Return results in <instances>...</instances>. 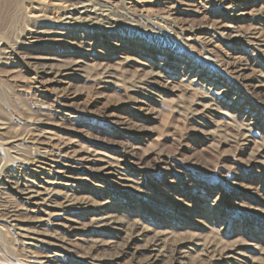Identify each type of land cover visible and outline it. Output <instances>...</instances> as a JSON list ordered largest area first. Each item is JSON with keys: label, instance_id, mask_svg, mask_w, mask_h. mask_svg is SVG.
<instances>
[{"label": "rangeland", "instance_id": "obj_1", "mask_svg": "<svg viewBox=\"0 0 264 264\" xmlns=\"http://www.w3.org/2000/svg\"><path fill=\"white\" fill-rule=\"evenodd\" d=\"M106 1L120 21L113 32L96 24L90 29L93 39L83 35L77 49L43 47L39 52L61 64L81 61L80 70L61 83L42 86L33 79L34 67H26L21 56L0 52V264H33L15 228L17 223L7 221L17 211L20 224L35 228L33 214L7 187L11 182L34 180L20 172L22 166L55 159L53 149L99 162L86 164L85 169L76 166L70 172L75 177L70 180L74 194L84 197L91 211L77 225L80 239L70 237L63 244L71 251L63 253L71 264H94L82 257L85 248L97 242V253L106 256L103 263L137 264L130 254L115 263L125 234L124 239L115 238L90 220L99 215L104 202L110 203L113 213L118 211L132 233L140 225L164 231L170 237L168 243L179 244L169 249L186 255L189 264H221L211 260L216 254H210L208 246L239 249L243 256L234 264H258L264 258V0H226L239 7L242 13L237 18L220 8L223 0H125L126 6L120 0ZM24 23L22 16L12 17L0 36L8 45L21 43ZM220 23L257 28L260 37L254 44L222 38L216 31ZM108 33L124 45L122 55L99 52L92 46L91 41L100 44ZM208 40L214 45L210 60L201 46ZM138 45L148 49L143 51ZM166 58L170 60L165 62ZM221 63L244 68L241 78L231 82L245 91L248 107L260 115L259 127L248 142H243L240 134L244 131L236 130L233 119L248 122L254 115L246 118L248 108L239 110L241 104L219 105L221 110L213 107L205 115L192 113L196 100L202 96L212 100L215 95H208L207 84L190 85L183 67L191 64L200 73L214 74L211 82H216L219 77L228 78ZM151 72L160 75L159 82L142 85ZM61 112L73 118H63ZM223 113L232 119H225ZM42 143H48V149ZM98 165H108L112 174L100 177L95 172ZM101 179L104 183H99ZM40 231L61 237L66 230L51 226L50 231L45 227ZM150 234L140 245L152 239ZM105 241L112 244L102 245ZM50 249L37 251L57 250ZM167 261L163 258L159 264Z\"/></svg>", "mask_w": 264, "mask_h": 264}, {"label": "bare ground", "instance_id": "obj_2", "mask_svg": "<svg viewBox=\"0 0 264 264\" xmlns=\"http://www.w3.org/2000/svg\"><path fill=\"white\" fill-rule=\"evenodd\" d=\"M118 2L123 3L124 5L127 4L125 3V0H120ZM110 5L111 3L107 2L106 0H0V32H3L6 29L12 17L14 19L18 15L22 16L24 19V27L26 32L23 36L24 40L21 43H10L9 45L4 41V38L0 36V52H6L9 57L21 56L20 61L25 64L26 67H34L33 69H35V76L33 79L39 82V84L42 86L53 82L61 83L65 79L69 78L73 73L80 70L82 67L81 61L75 59L61 64L54 56L42 55V53L39 52H41L43 47H60L64 49L70 48L73 50L77 49L79 46V38H83V35H88V38H92V36L89 37V34L91 33L90 29L93 26V28H95L96 24H101L103 28H106L108 32H111L112 29H114V26L118 25V22L120 21H118L117 15L114 14ZM223 7L231 14V18H237V14L242 13L239 10V7L234 5L233 1L223 0L220 2V8ZM102 30L103 29L100 28V31ZM216 31L222 38L227 37L230 39H245V42L247 40L251 44H254L255 40L260 37V35L257 36V28L253 27L251 29H243L242 27L236 26L235 24L220 23L217 25ZM105 36L108 37H103V42L100 44H95V42L91 41L93 44L92 46L98 48L99 52H105L107 54L113 53L114 56L122 55V52H124V45L122 46V42H114V38H109V33ZM17 38H19V36H17ZM212 43L213 42L208 40L201 44L202 52L204 55H206V59L208 60L213 58L214 45ZM112 46H116V50L113 52L111 50ZM136 48H140L141 50L145 48L148 49L147 46L143 45H138ZM93 49L94 48H92V50ZM114 56L110 57L114 58ZM169 60V58H166L165 62H168ZM221 64L222 67H225L224 63ZM228 64H225L227 66L225 67V72L227 73V77L229 78L230 82L226 77H219L216 82H211L212 79H215L213 78L214 74L208 73L209 75H207L206 72L200 73L198 72V69L196 67L194 68L191 64H186L183 67V75L186 80H190V85L207 84L210 87L207 89L208 95H212V93L213 96L215 95L214 99L212 100H209V96H202L201 99L196 100L194 103V108L192 109V113H196L197 116L205 115V113H207L208 110L212 109L213 107H217L219 110H221L219 105L223 106L229 103L233 107L234 105L241 104V107L243 108L240 107L239 110L244 109L246 111L248 108L246 118H248L250 115H254L251 120H248V122H246L247 120L238 122L237 120L233 119L237 124L235 125L236 130L239 132L244 131L242 132L243 134H240L244 140L243 142H248V139L252 138V135L255 132L254 128L259 127L260 115L256 114V111H254L251 107H248L249 105L247 103V99L243 96L245 91H243L242 88L240 89L237 87L235 81L231 82L237 77L241 78L240 76L242 75L244 68L239 66V64H233L231 66ZM107 70L104 72V74H107ZM158 75L154 72L147 73L144 76V80L141 81V84L146 86L147 84L158 83ZM245 79L247 78L245 77ZM243 98L245 101H243ZM61 114L63 115V118H73V116L67 113L61 112ZM223 114H225V119L231 118L227 113ZM76 120L78 121L79 118H76ZM1 123L0 131L3 130ZM9 142L12 141L10 140ZM46 144L42 143L41 146H44L43 149L47 148L48 145ZM54 150L56 151L55 159L44 158L41 160V162H38V164L36 163V165L34 163H25L22 166V170L20 172H22L24 175L32 177L34 180L28 179V181L24 183L11 182V184H13L11 185L12 187L10 185L7 187L10 189V193L22 200L24 202L23 204L27 206V210L33 214L32 216L34 218L33 222L35 223V228H28L20 224L22 221L19 222L16 215L17 211H12L9 219L7 220L17 223L15 224V228H17L19 233H21V238L23 239L21 243L25 246L29 260L33 261V264H58L60 263L59 261H62L63 264H71L68 262V258H65L63 254L65 252L70 253L71 251L68 248H64L63 244L66 245L67 240L70 239V237H74L76 240L80 239V237H78L77 230L79 229L77 225L80 224L81 218L88 217V213L91 212L88 208L89 204H86L84 201L85 198L78 197L74 194L75 190L72 189L73 185L71 184L70 180H73L75 177L73 178L70 172L76 166H79L80 169H85L87 168L84 166L86 164L94 165L93 163L96 162L99 164L98 160L90 159L88 157L78 158L77 154H70V152L65 155V153L63 154L61 150L57 151L56 149H53L52 152H54ZM45 152H47V150ZM257 156L259 157V155ZM97 171H99L100 177L112 174L108 165H98V169H96L95 172ZM101 180L102 181L99 183H104L105 179ZM102 206L103 207L101 210H98L99 215L96 214V218L90 219L93 224L101 229L107 228L115 238L124 239L122 234H125V244L123 246L121 245L123 247V251H121V253H115L116 255L113 259L116 261L115 263H118V261L124 259L125 256L130 254L133 256V261L137 260V264H159V261L163 258H168V261L165 264H189L186 260V255L183 253L176 255L175 250H171V248L169 249V245L179 246V244L176 241L168 243L170 240H166H168L169 236L164 231H150L143 227V225H140L141 229L139 228L137 229V232L132 233L130 225H125L123 220L119 218L117 213L118 211L113 213V211L110 210L109 202H104ZM50 210H55L56 212L51 213ZM224 210L225 209H222L220 214H223ZM51 226L60 229L62 228L66 231L61 233V237H59V235L55 236L56 234L53 235L49 232L47 234L40 231L44 227L47 229V231H50ZM149 232L151 233L150 235L152 236V239L150 241L147 239L145 241V245H140L144 237L148 235ZM49 236L57 238V241L50 240ZM97 244L98 242L95 245L86 247V252L83 254L82 258L85 257V260L94 262V264H105L103 261L106 256L101 257L99 255L100 253H97L99 250V246ZM104 244H112V241H105L102 245ZM134 245L138 246L134 247ZM162 245L164 246L162 247ZM45 247H47L48 250H51L50 248H55L57 250L53 249L50 253H40L37 251V249H44ZM206 248L208 251H210V254H216V256L213 257L219 258H211L214 263L221 262V264H234V262L239 261V257L243 256L239 252V249L234 247L226 246L224 248H220L216 246H208ZM142 250H148L150 254L143 256ZM262 254L264 255V253ZM107 256L109 257V255ZM258 264H264V258H262Z\"/></svg>", "mask_w": 264, "mask_h": 264}]
</instances>
